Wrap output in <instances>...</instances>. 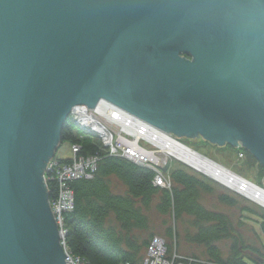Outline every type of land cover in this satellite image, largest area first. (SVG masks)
<instances>
[{"label": "water", "instance_id": "obj_1", "mask_svg": "<svg viewBox=\"0 0 264 264\" xmlns=\"http://www.w3.org/2000/svg\"><path fill=\"white\" fill-rule=\"evenodd\" d=\"M76 106L264 169V0H0V264L69 263L43 174Z\"/></svg>", "mask_w": 264, "mask_h": 264}, {"label": "trees", "instance_id": "obj_2", "mask_svg": "<svg viewBox=\"0 0 264 264\" xmlns=\"http://www.w3.org/2000/svg\"><path fill=\"white\" fill-rule=\"evenodd\" d=\"M60 142L71 145L79 143L81 154L100 156L91 179L76 180L70 184L74 193V209L64 218L67 227L65 247L70 254L89 264H140L143 259L141 250L148 243L140 240L135 233L147 230L148 220L143 210L155 203L161 214L171 213L174 221L182 216L191 217L195 232L190 235V241L205 247L202 259L194 256L176 259V262L264 264V213L252 211V214L249 209L239 207L242 216L246 214L244 212L255 216L260 233L257 245L247 244L243 238L237 239L233 235V225L227 216L209 211L199 203L200 194L213 189L207 181L187 172L189 170L179 168L177 164V168L169 174L171 189L165 190L152 185L153 173L150 170L105 156L96 138L69 121L61 130ZM111 178L125 186V194L113 192ZM218 201L227 206H238L237 201L226 194H219ZM221 240L231 242L226 256L215 246ZM168 251H171L170 246ZM243 252L248 253V258L243 257Z\"/></svg>", "mask_w": 264, "mask_h": 264}, {"label": "built area", "instance_id": "obj_3", "mask_svg": "<svg viewBox=\"0 0 264 264\" xmlns=\"http://www.w3.org/2000/svg\"><path fill=\"white\" fill-rule=\"evenodd\" d=\"M115 114L112 107H105L103 115L112 119L114 123L109 124L106 120L102 121L100 117L95 115L92 109H87L85 106H76V108L71 109L68 121L78 129L96 138L99 141V148H101L105 156L122 158L141 165V167L148 166L149 168H152L151 166L161 168L167 163L168 160L162 157V148L157 144L159 141L157 140L156 145L154 144L159 151L158 154L157 150L154 149L151 142L146 138L147 133L144 124L136 128L137 133L132 132L128 134L122 130V127L116 125V122L120 121V119L119 117H115ZM172 139V146H183L178 140L173 141L175 139ZM69 150L71 154L69 159L62 160L54 157L47 162L43 180L47 192L54 195V198L49 200V208L57 226L60 245L66 256L64 261H69L68 264H89L84 259L74 256L67 251L65 247L67 228L64 224V215L72 212L74 209V194L70 188V184L76 180L91 179L96 172L100 156L98 154H81V145L79 143L69 144ZM240 156H242L241 153ZM173 161L179 164L185 163L182 160H176L174 157ZM153 170L156 172L153 185L170 190L171 183L168 176L160 174L158 170ZM249 185L261 190L260 187L244 179H242L240 190L245 189L246 191ZM177 263L176 258H168L163 239L154 237L145 248V254L140 264ZM122 264L130 263L126 262Z\"/></svg>", "mask_w": 264, "mask_h": 264}, {"label": "rangeland", "instance_id": "obj_4", "mask_svg": "<svg viewBox=\"0 0 264 264\" xmlns=\"http://www.w3.org/2000/svg\"><path fill=\"white\" fill-rule=\"evenodd\" d=\"M180 140L182 143L188 145L189 148L191 147L194 151L199 152V154H203L205 157L212 159L225 168L231 170L241 179H244L260 188H263L264 169L253 158H251L245 150H241L240 148L233 149L227 145L218 147L206 143L201 139L181 138ZM240 153H242L243 156H240ZM70 156L71 154L69 150V144H59L56 152V157L62 160H67L70 158ZM119 159L137 165L132 161L122 158ZM165 160L168 161L161 168L157 166L151 167L155 170H158L160 174H170L172 170L177 168V164H173L175 163V161H171L169 158H166ZM137 166L141 167V165ZM179 166V168L189 170L186 171L198 177L199 179L207 181L212 187L213 190L211 192L200 194L199 203L209 211L218 212L227 216L233 225L232 233L235 237H237V239L238 237H240L241 239L243 238V241L247 244L250 243L253 245H257V237L258 235H260V233L258 230V225L255 222L256 218L255 216H252V211L260 214L264 213V208L246 198L245 196L237 194L235 191L205 177L202 173L189 167L185 163H181L179 164ZM143 168L148 169L153 173V178L151 181L153 185L156 172H154V170L152 168H149L148 166H144ZM195 172L199 173L200 175L202 174L201 176L205 178H202L199 174L197 175V173L195 174ZM111 186L113 192L119 194L126 193L125 186L114 178H111ZM219 194H226L229 197H232L237 201L238 206L232 207L220 203L218 201ZM240 206L242 208L249 209L252 214H249V212H244L246 214L242 216V212L239 210ZM143 213L146 215V218L148 220V228L145 231H137L135 233L137 236H139L138 238L140 240L149 243V241H151V239H153L154 237L163 239L168 258L174 257L176 259H187L193 258L194 256L198 257L199 259L203 258L202 256L205 251V247L191 242L189 238L190 235L195 232L194 221L191 217L182 216L179 220L174 221L171 213L168 212L166 214H161L157 210L155 203L148 209L143 210ZM110 219L113 223V218L111 217ZM169 230L171 231V236L168 235ZM230 245L231 242L229 240H221L215 243V246L224 256L228 254ZM168 246H170L171 248L170 252L168 251ZM144 249L145 246H143L141 250V257L145 254ZM242 255L245 259L248 258L247 252H243ZM177 264L184 263L178 262Z\"/></svg>", "mask_w": 264, "mask_h": 264}, {"label": "bare ground", "instance_id": "obj_5", "mask_svg": "<svg viewBox=\"0 0 264 264\" xmlns=\"http://www.w3.org/2000/svg\"><path fill=\"white\" fill-rule=\"evenodd\" d=\"M113 110L116 113L115 117H119L120 119V121L116 122V125H118L119 127H122V130L127 132L128 134L132 132L137 133L136 128L138 126L143 125L142 123H140V121L135 119V117H131L130 114L124 115L115 109ZM146 133H147L146 138L151 142V145L154 147V149L157 150L158 154H159V151L154 146V144L156 145V141L157 140L159 141L157 144H159L158 146L161 147L163 150L161 153L163 155L162 156L163 158L165 159L169 158L171 161H173V157L176 160H179V161L182 160L183 162H185L187 165H189L196 171L205 175V177L217 182L220 185H223L226 188H229L237 192V194H241L245 196L246 198L250 199L251 201L255 202L256 204L264 208V190L263 189L259 190V189H256V187L249 185L246 191L245 189L240 190L242 179L238 175H236L231 170L225 168L224 166L220 165L219 163L213 161L212 159L205 157L203 154H199V152L194 151L191 147L189 148L188 145L181 142L180 140L181 138L174 137L173 135L169 133L164 134L163 131H159V130L153 131L151 130V127H146ZM171 138L175 139V140L172 139L173 141L178 140L183 146H180V145L172 146ZM54 157H56V153ZM173 164L179 165L178 162H175ZM166 176H168V179L170 181L169 173L166 174ZM53 198H54V195L50 193L48 202L49 200ZM64 218H65V215H64Z\"/></svg>", "mask_w": 264, "mask_h": 264}, {"label": "flooded vegetation", "instance_id": "obj_6", "mask_svg": "<svg viewBox=\"0 0 264 264\" xmlns=\"http://www.w3.org/2000/svg\"><path fill=\"white\" fill-rule=\"evenodd\" d=\"M203 141V140H202Z\"/></svg>", "mask_w": 264, "mask_h": 264}]
</instances>
